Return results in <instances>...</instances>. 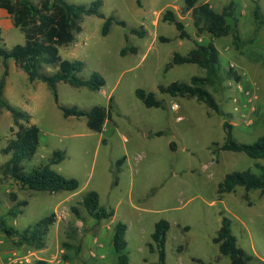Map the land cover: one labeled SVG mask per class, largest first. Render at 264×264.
Masks as SVG:
<instances>
[{
    "label": "rangeland",
    "instance_id": "374dc122",
    "mask_svg": "<svg viewBox=\"0 0 264 264\" xmlns=\"http://www.w3.org/2000/svg\"><path fill=\"white\" fill-rule=\"evenodd\" d=\"M67 1L88 4L94 0ZM230 1L235 5L228 21L236 25L240 38L235 39L231 33L215 38L214 43L222 70L232 68L239 79H226L214 95L229 116L235 138L253 143L264 134V23L254 16L258 3L264 18V0H198L197 4L209 2L221 12ZM169 9L185 24L189 38H180L176 25L163 20ZM102 11L105 16L124 20L127 26L113 23L104 36V18L86 15L82 31L73 43L60 47V54L84 62L80 73L83 79L98 72L106 84L93 90L61 81L57 89L60 104L84 110L96 105L108 108L113 97L112 117L103 131L91 130L84 116L65 117L47 83L30 82L14 59L7 60L4 96L31 114V122L40 129L37 152L23 161L25 171L49 163L53 152L62 150L65 158L51 167L76 178L80 185L75 191H34L5 177L0 170V220L23 230L56 214L42 249L18 246L0 228V264H36L38 260L47 264H118L113 245L118 222L128 226L129 264H155L158 252H151L149 243L155 223L161 219L170 222L165 264H231L215 242L224 216L232 220L238 244L253 256L252 263L262 264L264 194L259 189L247 191L243 186L229 193L218 191L227 173L252 168L257 160L244 152H216L226 140L225 116L196 98L174 97L159 89L160 85L189 82L192 76L205 74L197 64L171 62L175 53L187 54L195 41L207 43L210 35H198L186 0H141V6L136 0H103ZM4 12L0 8V46L11 48L24 43V33ZM131 28H143L146 35L140 37ZM127 45L136 46L138 51L121 55ZM56 70L54 66L45 69L49 73ZM4 71L0 57V80ZM138 88L155 92L158 99L164 100V106H146L136 95ZM173 103L179 105L177 110L171 109ZM17 129L11 112L3 108L0 166L11 156L3 148ZM121 158L118 184H114ZM91 190L99 193L101 205L115 210L114 216L101 221L90 216L81 201ZM12 192L18 200H28L17 216L9 214L15 204Z\"/></svg>",
    "mask_w": 264,
    "mask_h": 264
},
{
    "label": "trees",
    "instance_id": "16d2710c",
    "mask_svg": "<svg viewBox=\"0 0 264 264\" xmlns=\"http://www.w3.org/2000/svg\"><path fill=\"white\" fill-rule=\"evenodd\" d=\"M257 2V0H255ZM141 6V0H136ZM198 0H186V9L191 10L193 23L198 35L208 33L210 39L207 43L195 41V46L183 55L175 53L172 64L193 63L205 70L204 75H194L190 81H175L169 85H160L162 93L171 96H188L204 102L211 110L225 116L223 127L226 131V140L216 150L244 152L250 158L257 160L254 166L245 170H237L227 173L224 180L219 183L220 194L234 191L238 186H243L247 191L259 189L264 194V134L259 136L253 143L238 141L234 136L233 125L228 121V114L221 110L214 92H218L228 78L239 79V75L231 68L222 70L220 52L215 46V38L227 36L233 33L235 39H239L236 25L230 23L228 18L234 14V1L223 8L221 12L212 7L209 2L197 4ZM103 0H94L88 4H74L67 0H0V8L5 9L13 20V24L25 35V42L18 43L11 48L0 46V57L4 61L5 71L0 80V112L6 108L11 112L14 125L17 130L14 136L8 140L3 148L5 154L11 156L0 166L5 177H11L22 187L34 190L56 193L59 191H75L79 188V181L73 177H67L54 170L51 165L60 163L65 158V152L56 150L50 158L49 163L26 172L23 161L32 158L38 150L40 143V129L31 122V114L12 105L4 96L6 78L9 74L7 60L14 59L17 66L24 69L28 80L35 82L44 81L52 90L54 99L65 117H86L87 126L94 131H103L108 120L111 119L113 108V97L109 99V107L96 105L89 110L78 106H65L59 103L57 85L61 81L68 82L74 86H87L93 90L101 89L106 81L98 72L92 73L89 79H83L80 75L84 68L81 60L65 59L60 54V47L73 43L76 35L83 29L82 20L86 15H95L104 18L102 35L110 32L113 23L127 26L124 20L114 15L105 16L102 11ZM254 16L261 24L264 18L261 7L257 3L254 8ZM163 20L176 25L180 38H189L185 24L178 20L173 10H167L163 14ZM134 34L144 37L146 30L143 28H131ZM2 28L0 26V35ZM136 53V46H125L121 55L128 52ZM169 63L167 68L171 65ZM47 66H54L57 70L53 73L45 71ZM211 88V90H210ZM137 97L148 107H163L164 100L158 99L155 92L143 88L136 89ZM14 131V127H11ZM163 132H158L161 135ZM124 158H121L115 172L114 184H118L117 173ZM11 199L15 204L11 207L9 214L17 216L22 212V207L28 204V200H18L15 192ZM87 212L97 221L109 219L115 214V210L107 208L100 203L99 193L95 190L88 191L81 201ZM73 211L78 214L74 206ZM56 221V214L51 213L23 230L8 225L5 219L0 220V228L14 244L18 246L27 245L35 249L46 246V236L51 225ZM128 226L124 222L115 225L113 245L115 248L117 263L129 264L127 252L128 241L126 238ZM170 229V222L161 219L155 223L152 233V242L149 243L151 252H158L159 260L155 264H165L166 261V236ZM219 244L220 252L230 259L231 264H253V256L243 247L239 246L236 235L232 230V220L224 216L222 225L215 238ZM67 246L71 244L66 243ZM201 261V260H199ZM36 264H47L45 260H38ZM264 264V262L262 263Z\"/></svg>",
    "mask_w": 264,
    "mask_h": 264
},
{
    "label": "built area",
    "instance_id": "2783aa9c",
    "mask_svg": "<svg viewBox=\"0 0 264 264\" xmlns=\"http://www.w3.org/2000/svg\"><path fill=\"white\" fill-rule=\"evenodd\" d=\"M178 108H179V105L177 103H173L171 105V109H173V110H177Z\"/></svg>",
    "mask_w": 264,
    "mask_h": 264
},
{
    "label": "crops",
    "instance_id": "0c3cea01",
    "mask_svg": "<svg viewBox=\"0 0 264 264\" xmlns=\"http://www.w3.org/2000/svg\"><path fill=\"white\" fill-rule=\"evenodd\" d=\"M3 9V8H2ZM5 10V9H4ZM6 11V10H5ZM5 14H7V11L6 12H4ZM9 15V14H8ZM10 16V15H9ZM1 26V25H0Z\"/></svg>",
    "mask_w": 264,
    "mask_h": 264
}]
</instances>
